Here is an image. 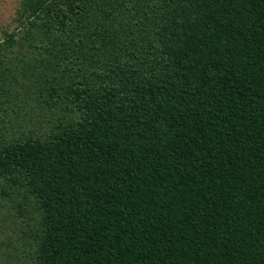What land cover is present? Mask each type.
<instances>
[{
    "label": "trees",
    "instance_id": "1",
    "mask_svg": "<svg viewBox=\"0 0 264 264\" xmlns=\"http://www.w3.org/2000/svg\"><path fill=\"white\" fill-rule=\"evenodd\" d=\"M16 21L0 110L42 117L0 133L22 264H264V0H20Z\"/></svg>",
    "mask_w": 264,
    "mask_h": 264
},
{
    "label": "rangeland",
    "instance_id": "2",
    "mask_svg": "<svg viewBox=\"0 0 264 264\" xmlns=\"http://www.w3.org/2000/svg\"><path fill=\"white\" fill-rule=\"evenodd\" d=\"M19 2L20 0H0V38L17 27L16 12ZM16 76L18 80L11 83L9 91L12 95L23 97L25 86L21 82L26 83L27 79L20 73ZM32 99L20 102V109L12 108L16 113L6 105V110H0V133H5L6 137L17 136L22 133V129L27 130L39 123L42 119H39L41 112ZM24 202L23 196L3 192L0 187V264H22L28 261L31 238L24 214L29 207Z\"/></svg>",
    "mask_w": 264,
    "mask_h": 264
}]
</instances>
